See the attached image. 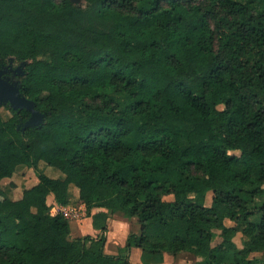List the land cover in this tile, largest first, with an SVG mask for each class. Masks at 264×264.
Here are the masks:
<instances>
[{
    "label": "trees",
    "instance_id": "obj_1",
    "mask_svg": "<svg viewBox=\"0 0 264 264\" xmlns=\"http://www.w3.org/2000/svg\"><path fill=\"white\" fill-rule=\"evenodd\" d=\"M83 1L0 0V66L24 63L20 92L44 115L24 130L27 110L0 115V264H131L132 247L149 264H264L248 258L264 251V0ZM41 161L64 177L5 198L1 181ZM70 185L96 237L51 215ZM116 213L140 231L110 255Z\"/></svg>",
    "mask_w": 264,
    "mask_h": 264
},
{
    "label": "rangeland",
    "instance_id": "obj_2",
    "mask_svg": "<svg viewBox=\"0 0 264 264\" xmlns=\"http://www.w3.org/2000/svg\"><path fill=\"white\" fill-rule=\"evenodd\" d=\"M73 2L77 5H83L84 4L83 0H73ZM0 67H2V66H0ZM4 67H6L12 71H15V72L17 70L22 71L23 67H24V63L17 62L13 58H9L7 61V64L4 65ZM8 76L14 82L19 81L17 75L13 76L12 73H9ZM4 105L5 104H1L0 115L3 118V120L6 121L11 117V113L4 107ZM36 173L46 175L50 178H59L60 176H63V174L58 169L51 167V166H48L43 161L38 163L36 169L30 168V167H19L16 170V172L12 175V177L3 179L1 181V187L4 191L5 198L13 200V199H16V198H19L20 196H22V194L25 190H27V189H29L35 185V183L37 181ZM73 187H74V189L71 188V191L69 193V197L74 199V202L77 205L74 204L72 207L74 209H76L78 214H80L81 210L78 209L79 206L77 203L78 197H75L77 194V189L74 185H73ZM72 190H74L73 191L74 195H72ZM211 196L212 195L210 192L206 196L205 203L207 206H209L211 203ZM54 212H55L54 210L51 211V207H50V213L54 214ZM111 217H113V216H111ZM122 217L123 216L120 213H117L116 216L113 217V219L116 222H120V221H123V220H121ZM129 219L130 218H128L126 220H129ZM124 223L125 224H123L122 226L120 225L121 228H123L121 231L122 236L126 237L130 233H133L136 235L139 234L140 225H139L137 218H133L129 222L124 221ZM224 224H225V226L229 227V226H234L235 223L230 221L229 219H225ZM213 233H214V237H213V240L211 242V246H215V245L219 244L222 240L220 230L214 229ZM83 236H85V235H83ZM232 240H233L234 244L238 248L241 249L244 247V242L247 241V238L244 235H242L241 232L238 231ZM123 254L126 255V253H123ZM127 257L129 258V262L132 264L133 260L130 258L129 254H127ZM248 258L264 259V251H253L248 255ZM161 259H162L161 264H192V263H195L197 261L202 260L201 257H198V256H196L190 252H181L177 255H171L169 253H163L161 256Z\"/></svg>",
    "mask_w": 264,
    "mask_h": 264
},
{
    "label": "crops",
    "instance_id": "obj_3",
    "mask_svg": "<svg viewBox=\"0 0 264 264\" xmlns=\"http://www.w3.org/2000/svg\"><path fill=\"white\" fill-rule=\"evenodd\" d=\"M63 177L64 176H60L59 178H63ZM37 182H38V180L36 181V183ZM71 188L74 189L73 185L69 186L68 204L66 205V207H72L75 204L74 199L69 197V193L71 191ZM73 191L74 190H72V195H74ZM75 197H78V189H77V194ZM20 198H21V196L19 198L13 199V200H18ZM47 204L51 207V211L53 209H58L60 207H64V206H59L58 204H56L52 194H50L48 196ZM75 205H77V204H75ZM78 206H79L78 209L81 210V213L79 214L78 218L72 219L71 221H69L70 239L82 237L83 235H90L92 237H96L99 234V231L93 228L92 219L86 215L85 207L83 205H78ZM101 211L106 212V213L108 212L106 209L95 208V209H92L91 214H95V213L101 212ZM116 214H109V217L107 218L108 232L106 235V243H105L104 251H105V253L110 254V255H116L118 253V250L125 246L127 236L126 237L122 236L121 231L123 228H121V226L123 224H125L124 221L129 222L133 219V218H130L129 220H126L128 218L122 217L121 220H123V221L116 222L113 219V217L116 216ZM111 216H113V217H111ZM129 256L133 260L132 264H149L150 263L149 258H147V256L145 257L142 253V250L139 248L132 247L130 249Z\"/></svg>",
    "mask_w": 264,
    "mask_h": 264
},
{
    "label": "water",
    "instance_id": "obj_4",
    "mask_svg": "<svg viewBox=\"0 0 264 264\" xmlns=\"http://www.w3.org/2000/svg\"><path fill=\"white\" fill-rule=\"evenodd\" d=\"M22 76L23 70L12 71L4 66L0 67V104H9L13 109H25L29 112V118L24 122L22 130L40 126L43 122L44 115L35 108V103L27 99L20 92L19 81L14 82L8 76Z\"/></svg>",
    "mask_w": 264,
    "mask_h": 264
},
{
    "label": "built area",
    "instance_id": "obj_5",
    "mask_svg": "<svg viewBox=\"0 0 264 264\" xmlns=\"http://www.w3.org/2000/svg\"><path fill=\"white\" fill-rule=\"evenodd\" d=\"M53 210L55 212H54V214H51V215L61 213L63 215V217L69 221H71L72 219H76L79 216L78 212L73 207L64 206V207H60L58 209H53Z\"/></svg>",
    "mask_w": 264,
    "mask_h": 264
}]
</instances>
